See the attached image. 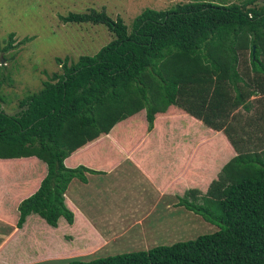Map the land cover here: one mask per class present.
Wrapping results in <instances>:
<instances>
[{
	"label": "trees",
	"instance_id": "trees-1",
	"mask_svg": "<svg viewBox=\"0 0 264 264\" xmlns=\"http://www.w3.org/2000/svg\"><path fill=\"white\" fill-rule=\"evenodd\" d=\"M253 1L145 8L132 18L129 30L119 16L112 19L102 9L59 16L62 22L103 24L113 38L95 54L79 55L74 62L56 57L60 71L20 99L17 112L8 114L0 107V158L34 156L46 168L37 188L18 202L15 228L31 214L51 227L59 217L71 224L73 214L63 193L72 178L84 182V173L94 170L67 167L63 160L140 110L149 129L157 112L175 105L221 130L236 150L204 193L189 188L177 197V205L218 229L146 250L58 264H264V145L244 149L246 140L230 138L224 124L229 112L215 94L221 93L217 88L222 84L216 82H225L239 99L237 84L245 81L236 65L237 51L242 50H248L250 71L260 75L250 81L264 90V2ZM12 37L8 33L4 49Z\"/></svg>",
	"mask_w": 264,
	"mask_h": 264
},
{
	"label": "rangeland",
	"instance_id": "rangeland-1",
	"mask_svg": "<svg viewBox=\"0 0 264 264\" xmlns=\"http://www.w3.org/2000/svg\"><path fill=\"white\" fill-rule=\"evenodd\" d=\"M191 1L242 4L247 0H0V76L2 78L0 107L8 114L17 112L20 99L38 91L47 75L60 71L55 62L56 57L61 59L66 57L68 62H74L79 55L95 54L101 46L113 38L111 32L103 24L62 22L59 16L69 12L81 13L89 9L97 11L102 9L112 19L119 16L129 30L132 18L145 8L165 10L176 4ZM263 2L264 0L253 1L255 4ZM10 32L13 33L12 44L9 48L4 49L7 35ZM24 37L29 39L24 42L22 41ZM237 57L236 69L246 81L243 84H237L239 99L234 98L235 92L227 83L216 82L222 83L217 88L221 93L215 94L219 98L222 97L220 104L227 113L232 108L235 110L236 105L241 108L243 105L251 106L256 98L251 99L250 96L258 93L257 87L250 84L252 82L249 76L248 50L237 51ZM261 59L264 62V58ZM254 75V77H260L259 74ZM234 100H236V105L232 104ZM258 100L264 103V96L259 97ZM227 107L228 109H226ZM240 111V109L233 111L234 113L228 116L227 128L230 138L235 137L236 140L233 138L234 141H239L240 137L244 136L247 137L245 143L247 148L244 149L261 148L264 143L260 142L258 138L253 139L259 133L254 134L253 123L251 127ZM259 115L263 122L264 112L261 111ZM175 118L177 116H169L170 122ZM175 120H173L175 127L181 128L185 123L184 120ZM138 121V119H133L134 123ZM259 129L263 130V133L260 134L264 136V127H258L257 132ZM196 130L197 128L192 125L189 129L190 134L186 133L181 136L179 133L178 136L175 133L174 135L176 139L182 140L181 144L187 145V142L191 140L192 145L198 139L199 133H196ZM213 142L215 147L219 148L222 140L220 136H215L211 143ZM208 144H210L209 141ZM128 165L129 163L120 169H130L131 177H136ZM45 169V164L34 156L0 158V264L3 260L8 264H58L74 258L87 260L122 252L146 250L154 245H166L176 241L193 239L200 234L211 233L218 229L215 224L203 220L198 214L186 209L187 212L177 210L174 214V216H183L182 220L185 221L184 224L176 225L177 233H172L173 237L156 239V241H142L140 238L135 240L133 233L137 232L139 227L147 226L153 220L155 221V216L161 214L158 210L153 212L155 215L145 219L146 221L134 225L129 226L121 221L123 226L126 225L124 230L120 227L122 230L108 234L102 239L99 238L100 235H96L103 230L102 224L98 223V229L95 228L97 232L95 235H91L90 239L86 235V238H81L73 233L74 231L79 234V231L75 228L72 230L62 217L57 219L56 227H51L42 218L31 214L26 217L21 228H15L18 202L37 188L39 181L45 174ZM216 174L214 177L208 174L209 180L207 182V179L192 180L190 187L198 189L196 187H200L202 182H206L203 184L206 186L202 190L198 189L200 193H204L211 181L210 179H214ZM126 179L129 180V177ZM136 184L125 185L127 192L137 188V185L139 187V184ZM180 193L178 192L177 195ZM134 197L137 198L135 195ZM121 211L126 213L128 209ZM152 217L155 218L149 221L148 219ZM163 218L159 221L168 220L166 216ZM159 221L157 222L159 223ZM107 222L111 223L112 221ZM124 222L130 224L132 221ZM146 223L147 225H143ZM81 227L82 225H78V229ZM86 245L90 248H85Z\"/></svg>",
	"mask_w": 264,
	"mask_h": 264
},
{
	"label": "crops",
	"instance_id": "crops-1",
	"mask_svg": "<svg viewBox=\"0 0 264 264\" xmlns=\"http://www.w3.org/2000/svg\"><path fill=\"white\" fill-rule=\"evenodd\" d=\"M249 74L250 78L255 76L253 72L249 71ZM256 87L258 93L250 96L251 99L256 98L251 106L248 105L245 110L236 105L235 110L232 108L233 110L231 109L225 117L224 124L229 123L228 116L232 115L233 111L240 109L246 122L250 125L253 123L251 127L254 134L259 133L253 139L258 138L264 142V136L260 134L263 130L259 129L257 132L258 127H264V121L260 120L259 115L261 111L264 112V103L258 100L264 96V92L259 91L260 85ZM169 116H177L175 119L184 120V125L181 128L175 127L176 120L172 119L171 123ZM134 118L139 121L134 123ZM146 125L144 110H140L118 121L106 134H101L77 148L63 160L67 167L82 165L94 170L84 173V182L72 178L63 193L65 205L73 214L72 223L69 225L72 230L75 228L79 231V234L73 231L75 235L81 238H86V235L90 239V236L97 232L100 223L103 230L96 235L99 236L100 233L105 238L108 234L122 230L120 227L124 230L126 225L146 221L145 219L155 215L153 212L158 210L162 216L159 217L157 214L156 220L149 223V226L146 223L143 225L147 226L139 227L137 232L133 233L135 240L140 238L142 241H156L173 236L172 233H176V225L182 224L174 221H183L184 218L174 214L177 210L187 212L184 207L177 205V196H181L184 190L193 188L190 187L192 180L207 179V182L208 174L214 177L221 166L236 154L233 145L221 130L206 126L201 120L175 105H169L164 112H157L148 130ZM192 125L197 128L196 133H199L197 141L192 145L191 140L187 145L181 144L182 140L176 139L174 134L177 133L178 136L179 133L181 136L190 134L189 129ZM215 136H220L222 140L219 148L215 147L214 142L211 143ZM240 140H247V137L241 136ZM208 141L210 144L207 145ZM127 163L136 177H131L130 169H120L124 165L127 166ZM126 177H129V180ZM206 182H202L200 187L196 188L202 190ZM132 183L139 184V187L136 184L137 188L127 192L125 185ZM178 192L181 193L177 195ZM123 209L128 211L122 213ZM165 216L168 220L159 221ZM155 217L148 220L151 221ZM99 221L132 222L119 226ZM78 225H82L81 229H78ZM87 245L85 248L89 249L90 246ZM1 264L8 263L3 260Z\"/></svg>",
	"mask_w": 264,
	"mask_h": 264
}]
</instances>
